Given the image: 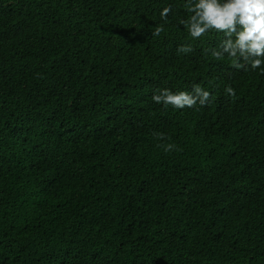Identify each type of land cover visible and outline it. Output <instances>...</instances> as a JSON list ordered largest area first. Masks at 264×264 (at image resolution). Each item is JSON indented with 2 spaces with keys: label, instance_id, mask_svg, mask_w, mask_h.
<instances>
[{
  "label": "trees",
  "instance_id": "trees-1",
  "mask_svg": "<svg viewBox=\"0 0 264 264\" xmlns=\"http://www.w3.org/2000/svg\"><path fill=\"white\" fill-rule=\"evenodd\" d=\"M185 3L0 0V264H264V75Z\"/></svg>",
  "mask_w": 264,
  "mask_h": 264
},
{
  "label": "clouds",
  "instance_id": "clouds-1",
  "mask_svg": "<svg viewBox=\"0 0 264 264\" xmlns=\"http://www.w3.org/2000/svg\"><path fill=\"white\" fill-rule=\"evenodd\" d=\"M183 7L189 15L179 23L184 25L191 39L200 40L210 32L222 34L218 47L212 50L216 60L227 55L233 67L259 70L264 75V0H186ZM170 12L171 7L164 8L161 18L167 20ZM163 31V26H158L153 35L159 36ZM177 51L190 53L193 48L190 44L181 45ZM225 92L229 96L236 95L231 85ZM210 98L211 93L197 84L192 86L191 92L164 88L152 96L155 103L176 109L193 108L197 104L206 106ZM156 135L159 140L165 139L162 133ZM161 146L165 152L176 147L174 144Z\"/></svg>",
  "mask_w": 264,
  "mask_h": 264
}]
</instances>
